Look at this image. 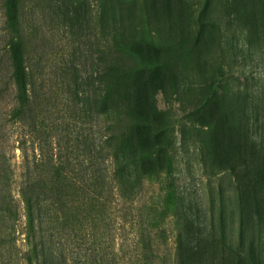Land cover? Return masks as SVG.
I'll list each match as a JSON object with an SVG mask.
<instances>
[{
	"label": "rangeland",
	"instance_id": "obj_1",
	"mask_svg": "<svg viewBox=\"0 0 264 264\" xmlns=\"http://www.w3.org/2000/svg\"><path fill=\"white\" fill-rule=\"evenodd\" d=\"M137 1L141 18L158 19L171 40L161 53L171 55V71L155 93L170 167L165 160L142 179L136 205L112 207L103 240L109 264H264V0ZM95 10L96 0H78L75 11L72 0L26 4L28 47L40 59L55 122L43 149L67 155L76 172L110 169L91 145L102 119L83 112L98 52ZM5 40L0 0V78L10 73ZM8 144L19 180L21 151ZM167 189L178 203L163 217ZM75 242L82 257L92 239Z\"/></svg>",
	"mask_w": 264,
	"mask_h": 264
},
{
	"label": "trees",
	"instance_id": "obj_2",
	"mask_svg": "<svg viewBox=\"0 0 264 264\" xmlns=\"http://www.w3.org/2000/svg\"><path fill=\"white\" fill-rule=\"evenodd\" d=\"M27 1L2 0L10 73L0 78V264H109L112 252L103 240L112 207L136 205L142 179L165 160L170 167L155 93L171 71V55H161L171 40L162 39L158 19L141 18L137 0H96L98 52L83 112L102 119L99 140L91 145L110 169L76 172L67 155L43 149L42 139L55 135V122L48 121L51 105L40 59L28 47ZM72 1L75 11L78 0ZM211 85L215 92L213 79ZM36 139L40 142L30 147ZM11 141L21 151L19 180L7 152ZM177 203L176 190L167 189L162 216ZM81 235L92 243L79 257L73 245Z\"/></svg>",
	"mask_w": 264,
	"mask_h": 264
}]
</instances>
